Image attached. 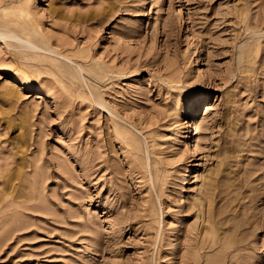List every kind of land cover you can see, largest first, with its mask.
<instances>
[{
  "label": "rangeland",
  "instance_id": "374dc122",
  "mask_svg": "<svg viewBox=\"0 0 264 264\" xmlns=\"http://www.w3.org/2000/svg\"><path fill=\"white\" fill-rule=\"evenodd\" d=\"M3 8L0 264H264V0Z\"/></svg>",
  "mask_w": 264,
  "mask_h": 264
},
{
  "label": "bare ground",
  "instance_id": "6f19581e",
  "mask_svg": "<svg viewBox=\"0 0 264 264\" xmlns=\"http://www.w3.org/2000/svg\"><path fill=\"white\" fill-rule=\"evenodd\" d=\"M21 8H19L20 10ZM15 9H2V15H0V36L4 37H15L20 42H23V46L28 47L35 51H41L42 49L46 50V47L42 46V43L39 42V38L37 39L36 36L40 35L43 37V34L40 30H38V27L31 23L30 21H27L24 18H20L18 15H12L7 16L6 13L9 11L12 13H15ZM26 15H31V12L28 10L25 12ZM26 34V35H25ZM40 37V40H42ZM62 56L66 58H70L68 55L62 54ZM24 86L26 87L27 82H23ZM115 231V228L113 225L110 226L109 233H112Z\"/></svg>",
  "mask_w": 264,
  "mask_h": 264
}]
</instances>
